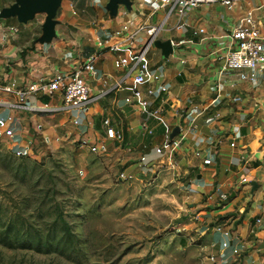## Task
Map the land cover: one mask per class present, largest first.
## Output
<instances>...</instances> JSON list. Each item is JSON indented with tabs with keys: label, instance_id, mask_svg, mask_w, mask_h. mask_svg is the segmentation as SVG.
I'll return each instance as SVG.
<instances>
[{
	"label": "crops",
	"instance_id": "crops-1",
	"mask_svg": "<svg viewBox=\"0 0 264 264\" xmlns=\"http://www.w3.org/2000/svg\"><path fill=\"white\" fill-rule=\"evenodd\" d=\"M83 1L0 0V83L13 80L21 85L47 79L55 71L77 67L87 52L98 51L93 74L84 73L91 92L98 96L78 114L80 122L73 124L68 111H17L21 141L32 135L34 142L46 138L51 146L71 137L72 142L84 140L77 147L85 145L90 152L110 147L134 150L137 165L140 154L153 163H168L154 147L165 149L171 128L191 123L172 153L170 166L184 177L182 187L194 200L200 222L206 220L204 213L210 217L205 227H198V234L208 241L216 236L220 240L211 226L222 223L230 228L231 244L238 250L235 255L230 246L222 249L229 264H264V71H254L252 76L248 69L218 71L228 45L225 34L245 11H252L264 33L263 0L200 3L182 16L173 10L166 17L162 6L150 14L155 0ZM63 4L65 9L59 11ZM161 20L155 39L169 38L172 51L163 57L156 47L152 51L155 63L149 62V44L145 59L160 77L144 79L137 85L140 97L127 103L123 97L131 91L129 77L120 81L123 71L113 67L112 58L132 53L146 36L140 32L130 49L111 51L107 44L124 38V30L113 33L123 25L130 30L141 21ZM117 80L120 83L115 86ZM160 84L164 89L157 88ZM146 88L152 93H146ZM48 99L34 98L57 101ZM7 113L11 110L0 107V114ZM104 118L121 133L120 140L106 135ZM89 144L97 150H90ZM204 156L209 157L208 163H202ZM251 181L256 182L252 190Z\"/></svg>",
	"mask_w": 264,
	"mask_h": 264
},
{
	"label": "rangeland",
	"instance_id": "rangeland-1",
	"mask_svg": "<svg viewBox=\"0 0 264 264\" xmlns=\"http://www.w3.org/2000/svg\"><path fill=\"white\" fill-rule=\"evenodd\" d=\"M155 49L152 43L147 49L149 62L155 63ZM19 134L6 137L0 130V231L11 217L20 231L44 233V222L60 211L71 241L62 252H42L6 246L3 241L26 236L3 239L0 232V264H213L208 255L215 246L198 234L210 217H194L185 179L170 163L139 166L134 150L90 152L71 137L28 151Z\"/></svg>",
	"mask_w": 264,
	"mask_h": 264
},
{
	"label": "built area",
	"instance_id": "built-area-1",
	"mask_svg": "<svg viewBox=\"0 0 264 264\" xmlns=\"http://www.w3.org/2000/svg\"><path fill=\"white\" fill-rule=\"evenodd\" d=\"M156 3L150 11V14L159 7H165L166 17L171 11L175 10L178 16H182L184 11L188 8L194 7L200 3H213L220 2L223 4H230L235 0H155ZM264 6V0L260 3ZM162 20L158 23L141 21L135 25L132 29H126L123 25L113 31L115 34L121 33L124 30L126 33L124 38L119 42L107 44V49L116 51L119 47L124 49H130L136 44L137 36L140 32H143L146 38L142 43L136 46V49L130 54L115 55L112 58V65L117 69L123 71V75L120 81L129 77L130 94L125 95L123 100L127 103L134 102L142 94V90L137 86L142 83L144 79L150 77L153 79H159L160 72L155 68H150L147 65L145 59V52L152 40L155 39L156 34L159 32L162 26ZM10 29L15 28L10 26ZM228 39V45L222 55V63L219 67V72L227 68L233 69H248L250 71L249 76L253 75L254 71H264V33L261 31V27L257 20L253 16L251 10L245 11L236 23L226 34ZM171 42V41H170ZM98 54V51H89L83 57L82 62L75 68L68 71H55L47 79L40 78L38 81H31L25 84L17 85L13 80L0 83V107L11 110V113L0 114V130L6 137H15L18 135L16 124L19 121V117L14 113L22 111L25 113H58V112H72L70 121L73 124L80 122L79 113L83 112L86 107L97 98V94L91 92L90 85L84 79V73L92 75L94 72V60ZM119 80L116 81V85H119ZM158 89H164V84H160ZM146 93H152L150 88L145 89ZM8 95H11L8 97ZM45 96L50 98H56L57 101L51 103L49 101L34 100L35 97ZM31 98V101H30ZM33 99V100H32ZM48 99V100H49ZM135 100V101H136ZM105 133L113 140L118 141L122 138L119 131L115 130L109 123L108 118L102 120ZM141 126L145 129L146 125L144 121H141ZM36 129L39 130L40 125H36ZM177 133L168 140L166 148L163 149L160 146L154 147V152L157 154H165L168 164L172 159V153L175 148L182 142L185 137L186 131L191 128V123L185 125L180 123L177 125ZM147 130V128H146ZM47 139L44 138L43 142H34L33 136H28L23 142V148L31 151L34 146L48 147ZM81 144L85 143L84 140L80 141ZM232 145V142H229ZM89 149L96 151L95 144H89ZM198 154V151L194 152ZM139 166L147 163H153L150 159L146 158L144 154L138 156ZM209 157L204 156L202 163H208ZM123 176V172L121 173ZM197 218L196 215H194ZM258 220V219H256ZM212 231L219 233L221 239L216 242L210 240L209 245L211 247L218 245L217 250L213 255H208V258L212 260L213 264H229L226 256L223 255L222 249L226 246H230L231 252L237 254L238 250L236 244H231L230 228L228 226L215 223L212 227ZM215 256V257H214Z\"/></svg>",
	"mask_w": 264,
	"mask_h": 264
},
{
	"label": "trees",
	"instance_id": "trees-1",
	"mask_svg": "<svg viewBox=\"0 0 264 264\" xmlns=\"http://www.w3.org/2000/svg\"><path fill=\"white\" fill-rule=\"evenodd\" d=\"M17 217V215H16ZM9 223H7L4 228L0 231L2 235L7 238L9 234H20L26 237H22L16 243L10 241H3V244L6 246H15L21 248H31L36 251L42 252H62L69 247L71 232L69 230L68 223L64 219L62 213L59 211L57 215L50 221L44 222L45 232H41V228L31 227L27 231H20L17 227L12 224V218L9 217ZM15 226V228H14ZM11 228H14V231H10ZM33 230L32 238L28 239L29 232ZM9 240V239H6Z\"/></svg>",
	"mask_w": 264,
	"mask_h": 264
},
{
	"label": "water",
	"instance_id": "water-1",
	"mask_svg": "<svg viewBox=\"0 0 264 264\" xmlns=\"http://www.w3.org/2000/svg\"><path fill=\"white\" fill-rule=\"evenodd\" d=\"M46 2H49L50 0H45ZM29 2V1H28ZM155 47H157L159 49L160 54L163 57H166L169 53H171L172 51V45L170 42L169 38H165V39H153L151 42ZM178 127L177 125H174L170 132L168 133V138L171 139L172 136H174L177 133ZM251 190L254 189L256 187V182L251 181Z\"/></svg>",
	"mask_w": 264,
	"mask_h": 264
},
{
	"label": "clouds",
	"instance_id": "clouds-1",
	"mask_svg": "<svg viewBox=\"0 0 264 264\" xmlns=\"http://www.w3.org/2000/svg\"><path fill=\"white\" fill-rule=\"evenodd\" d=\"M97 2H98V0H97Z\"/></svg>",
	"mask_w": 264,
	"mask_h": 264
}]
</instances>
